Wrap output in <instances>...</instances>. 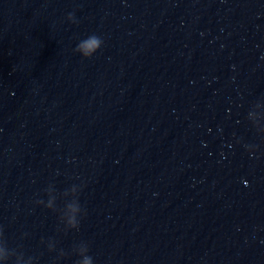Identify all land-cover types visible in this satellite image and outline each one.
<instances>
[{
  "label": "water",
  "instance_id": "obj_1",
  "mask_svg": "<svg viewBox=\"0 0 264 264\" xmlns=\"http://www.w3.org/2000/svg\"><path fill=\"white\" fill-rule=\"evenodd\" d=\"M0 247L264 264V0H0Z\"/></svg>",
  "mask_w": 264,
  "mask_h": 264
},
{
  "label": "clouds",
  "instance_id": "obj_2",
  "mask_svg": "<svg viewBox=\"0 0 264 264\" xmlns=\"http://www.w3.org/2000/svg\"><path fill=\"white\" fill-rule=\"evenodd\" d=\"M91 43L88 45V49H81L82 54L84 55H91L92 52H94L96 50V48H98L100 46L101 40L98 36L96 35H92L90 37L87 38ZM52 199L50 198L48 201V205L50 206L52 204ZM78 210V206L75 204H69L67 205V215H68V220L69 223H74L75 221V213ZM82 251H85L84 249H82ZM4 249L2 247H0V264H3V259H4ZM81 264H92V259L90 256L88 255H84L82 260H81Z\"/></svg>",
  "mask_w": 264,
  "mask_h": 264
}]
</instances>
